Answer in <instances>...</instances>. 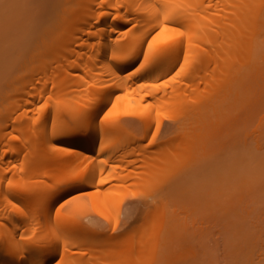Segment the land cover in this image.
Segmentation results:
<instances>
[{"label":"bare ground","instance_id":"bare-ground-1","mask_svg":"<svg viewBox=\"0 0 264 264\" xmlns=\"http://www.w3.org/2000/svg\"><path fill=\"white\" fill-rule=\"evenodd\" d=\"M50 4L39 57L0 83V264L182 260L193 249L180 240H190L185 219L147 192L180 165L182 149L198 171L237 148L264 96V0ZM166 117L171 133L162 132ZM134 152L154 163L128 159ZM147 161L149 170L137 167L147 172L140 186L132 164ZM125 162L136 175L126 178ZM132 189H147L139 198L152 209L127 233ZM86 201L93 213L77 210Z\"/></svg>","mask_w":264,"mask_h":264},{"label":"rangeland","instance_id":"rangeland-1","mask_svg":"<svg viewBox=\"0 0 264 264\" xmlns=\"http://www.w3.org/2000/svg\"><path fill=\"white\" fill-rule=\"evenodd\" d=\"M50 1L53 0H0V83L9 76L21 73L23 71V65L27 69L39 57L40 50L42 49L41 31L46 27L48 19L50 18V13H47L51 9ZM262 99L263 101L259 109L256 110L252 119L245 124L240 141L237 144L238 146H235L237 148H232L234 151L232 149L229 150L231 146L229 149H224L227 152L225 155V152L217 150L222 155H227L224 160L222 159L223 161L214 162L215 160L212 159L214 160H211L212 166L209 164L210 167L206 166V169L203 170L201 168L197 171L196 168L200 164L198 162L194 163L193 159L195 157L192 159L194 154L192 156L190 155V149H185L187 152L182 149L179 151L180 154H176L177 156H175L179 160L180 165H173V167H176H171L167 171L164 170L165 174H162L163 177L161 176V180L159 179L156 182V184L159 183L157 187L156 185H152L154 183L151 182V186L155 187V190L153 189L154 191L147 192L146 189L149 200L153 201V206L156 204L154 201L157 202L161 199L167 200L168 207L176 211L180 220L185 219L184 225L182 226L185 232L190 235H186L190 237V240L183 237V233H181L183 227H180L181 232H179L182 234L180 236L183 237L180 240L185 238L183 242L181 241L182 243L185 242V247H182L185 249L186 246H190L193 249L186 248V250L188 249L186 252L189 251V253L185 252L183 254L185 256L187 255L186 257L181 255L180 258L182 260L177 256H174V258L173 255L169 256V259L171 257L173 258L169 264H184V261L187 264H264V96H262ZM169 122L171 120L166 117L164 119L165 125L162 128L163 133L172 132V130L167 131L166 129V125ZM134 128H138L140 132L142 131L140 127ZM131 131L134 133L135 130L131 129ZM137 133L138 131L135 134ZM146 134L148 135L147 131L144 135ZM146 142L147 139H144V145ZM155 146H151L150 149L154 150ZM227 150L229 152L232 151V153L228 154ZM142 154L139 158L143 156ZM136 155L135 152L130 155L135 157V160L133 157H128V159H132L134 162H139L143 165V162L146 161L144 159L148 157V159L152 160L153 158L152 155H149L150 157L143 156L144 159H139L138 157L136 158ZM221 156L219 155L218 158ZM154 160H156L155 157ZM128 161L131 162L130 160ZM149 162L151 163L150 160ZM149 162L147 161L146 165L144 163V166L138 165L139 163H136L137 166L136 164H132V166L135 165L134 169L138 166L143 169L146 166L145 168L149 170V167L152 168L154 163L153 160L152 164ZM131 163L128 164L131 165ZM125 164L128 167H124L127 170L125 169L126 171H124L123 169V171L127 172V175L124 172L122 174L127 176L126 178L133 177L138 173L137 171H140V168L136 170L130 169L133 167H130L126 162L123 163V165ZM147 164H150L149 167H147ZM202 166L204 167L203 164ZM122 167L118 168V170H122ZM147 169L146 171H148ZM133 170L137 173L131 176L130 174ZM142 172V176H145L144 174L147 173L140 171V174L138 173L135 176L136 180L140 182V186L143 184L141 183L142 180L140 177ZM116 173L118 174L119 172ZM135 178H132L133 181L130 178L129 180L131 182L127 179L133 188H136V183H138V181H134ZM113 182L115 183V181ZM132 182H135V187L131 184ZM116 183L118 182L116 181ZM124 183L123 186L126 184ZM144 184H146L145 181ZM130 185L128 184V187ZM144 187L146 188V186ZM178 187L180 188L178 189ZM79 189L85 191V188H78L76 192L73 190V194H70V196L69 194H67L68 196L65 195L63 200L72 197L75 193L81 192ZM138 190L140 189L138 188ZM132 191H130L133 194V196L131 195L132 197L130 193L127 195V197L130 196L129 199L125 195H122V198L127 199L123 203L122 209L123 214L126 216L125 218L123 215L124 218L126 220L129 219V221L127 220L128 225L125 227V230L129 226L131 230L128 229L135 232L132 227L134 228L135 225H139L138 223L147 214L150 215L149 213L152 208L149 212H147L145 207V209L143 208L145 212L142 209L143 205H145L143 202L148 199L145 197V200L143 199L144 201L141 202L142 199L140 198H144L143 195H146V192L143 195H141L142 193L135 195V190L132 189ZM77 210H88V212L93 213V209L87 201L81 204ZM128 214L130 217H128ZM144 220L142 224H144ZM93 222L103 231L110 233L109 224L102 219L95 217ZM180 223L182 224V222ZM142 224L140 223L141 226ZM138 227H135V229H138ZM129 230H127V233H129ZM175 257L178 259L176 260ZM167 260L166 263L169 262ZM162 264H165V262Z\"/></svg>","mask_w":264,"mask_h":264}]
</instances>
